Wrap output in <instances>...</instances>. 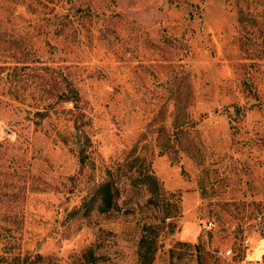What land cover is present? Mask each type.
I'll list each match as a JSON object with an SVG mask.
<instances>
[{"label": "rangeland", "instance_id": "374dc122", "mask_svg": "<svg viewBox=\"0 0 264 264\" xmlns=\"http://www.w3.org/2000/svg\"><path fill=\"white\" fill-rule=\"evenodd\" d=\"M0 264H264V0H0Z\"/></svg>", "mask_w": 264, "mask_h": 264}, {"label": "trees", "instance_id": "16d2710c", "mask_svg": "<svg viewBox=\"0 0 264 264\" xmlns=\"http://www.w3.org/2000/svg\"><path fill=\"white\" fill-rule=\"evenodd\" d=\"M17 3V2H15ZM59 87L57 89L56 98L63 102H70L74 107H77L78 102L80 101V96L78 89L73 85L71 81H69L64 76L57 80ZM236 113H240L242 110L239 107L235 106ZM244 114V112H241ZM46 113H39L40 116H44ZM79 162L83 167L86 164V156L84 154V150H80ZM150 178L152 182H156V179L152 176H147ZM111 185L110 182H102L98 184L95 188V193L98 195L100 200L99 203H104L105 205H109L111 203Z\"/></svg>", "mask_w": 264, "mask_h": 264}, {"label": "built area", "instance_id": "2783aa9c", "mask_svg": "<svg viewBox=\"0 0 264 264\" xmlns=\"http://www.w3.org/2000/svg\"><path fill=\"white\" fill-rule=\"evenodd\" d=\"M211 222H208L207 224H205V228L209 229L211 227ZM231 254V250H227L224 255H230Z\"/></svg>", "mask_w": 264, "mask_h": 264}]
</instances>
